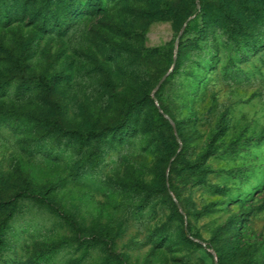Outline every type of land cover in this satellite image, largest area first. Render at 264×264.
<instances>
[{"label":"rangeland","instance_id":"1","mask_svg":"<svg viewBox=\"0 0 264 264\" xmlns=\"http://www.w3.org/2000/svg\"><path fill=\"white\" fill-rule=\"evenodd\" d=\"M4 220L0 264H264V0H0Z\"/></svg>","mask_w":264,"mask_h":264},{"label":"water","instance_id":"2","mask_svg":"<svg viewBox=\"0 0 264 264\" xmlns=\"http://www.w3.org/2000/svg\"><path fill=\"white\" fill-rule=\"evenodd\" d=\"M183 30V26L181 27V30H180V32ZM165 76L166 75H163V77H162V79L161 80H163L164 78H165ZM161 111V110H160ZM162 112V111H161Z\"/></svg>","mask_w":264,"mask_h":264},{"label":"trees","instance_id":"3","mask_svg":"<svg viewBox=\"0 0 264 264\" xmlns=\"http://www.w3.org/2000/svg\"><path fill=\"white\" fill-rule=\"evenodd\" d=\"M4 223H5V220L0 224V228H1L2 224H4Z\"/></svg>","mask_w":264,"mask_h":264}]
</instances>
